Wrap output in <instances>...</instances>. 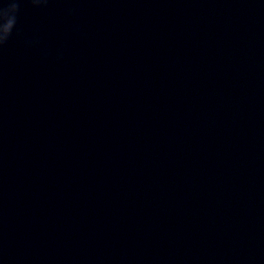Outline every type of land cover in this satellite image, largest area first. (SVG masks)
I'll return each mask as SVG.
<instances>
[{
  "label": "clouds",
  "instance_id": "obj_1",
  "mask_svg": "<svg viewBox=\"0 0 264 264\" xmlns=\"http://www.w3.org/2000/svg\"><path fill=\"white\" fill-rule=\"evenodd\" d=\"M18 4L13 2L8 7H0V26H3L5 32L11 33L16 23V12Z\"/></svg>",
  "mask_w": 264,
  "mask_h": 264
}]
</instances>
